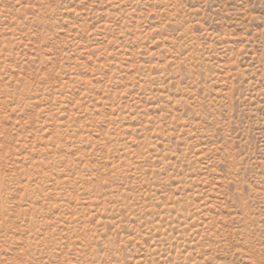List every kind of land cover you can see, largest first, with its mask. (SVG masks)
I'll list each match as a JSON object with an SVG mask.
<instances>
[{
  "label": "rangeland",
  "instance_id": "374dc122",
  "mask_svg": "<svg viewBox=\"0 0 264 264\" xmlns=\"http://www.w3.org/2000/svg\"><path fill=\"white\" fill-rule=\"evenodd\" d=\"M0 264H264V0H0Z\"/></svg>",
  "mask_w": 264,
  "mask_h": 264
}]
</instances>
